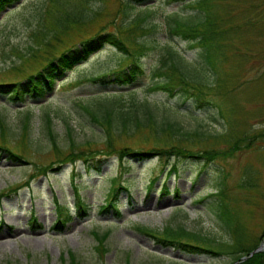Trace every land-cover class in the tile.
<instances>
[{
	"label": "rangeland",
	"instance_id": "374dc122",
	"mask_svg": "<svg viewBox=\"0 0 264 264\" xmlns=\"http://www.w3.org/2000/svg\"><path fill=\"white\" fill-rule=\"evenodd\" d=\"M61 1L66 11L76 10L79 17L78 9L84 7L89 17L77 19L67 28L53 29L51 24L57 21L54 6L53 2H47L50 11L44 20L47 28L44 38L50 40L45 48L46 56L77 43L99 27L115 31L119 24H125L126 19L124 21L119 13L121 0ZM148 1L153 3L154 11L141 20L140 25L160 23L162 15L169 11H176L181 16L193 15L184 2ZM40 3L42 0H18L0 11V81L20 79L42 64L40 54L35 57L37 59H21L10 46L15 43L17 48L26 51L31 42L30 30L37 18L32 13ZM135 5L130 18L139 11V4ZM223 6L218 9L219 13L230 14L233 23H242L248 18L246 24L228 34L224 57L218 63L223 83L212 90L213 93L211 91L210 97L207 96L212 103L221 105L223 119L217 115L212 103L196 107L187 100L183 102L178 92L169 95L149 88L162 78V74L155 73L160 64L162 41L178 48L188 58L196 52V48L188 47L186 39L169 35L158 25L150 32L139 33L136 29L129 35V38L142 40L145 45L139 54L144 73L133 86L101 85L88 80L90 75L110 70L120 63L121 53L105 44L84 61L76 63L42 98H27L20 102L10 100L7 94L0 95V116L7 125L2 135L13 150L22 154L20 160L11 161L5 152L0 151V191H7L0 197V264H68L70 255L78 264H225L230 260L227 254L212 255L163 244L137 227L144 226L158 235L168 223L181 224L201 235L228 238L211 209L218 196L209 195L221 187V179L228 203L239 217L243 230L251 239L262 233L264 0H224ZM51 33L54 37L50 36ZM12 64H16L19 70L12 69ZM130 89H134L130 91L132 96L176 106V119L190 133L171 135L165 132L158 138L146 129L142 130L145 136L140 133L128 137L120 133L113 142L114 153L101 157V153L107 151L101 124L91 119L81 105L105 91L122 92V101L127 102ZM46 110L50 117L47 128L53 133L55 146L51 145L46 128L43 115ZM27 111L30 115L26 138L21 140ZM238 137L244 138V142L238 141V148L209 162L182 156H172L168 160L158 156L142 160L126 156L120 161L115 153L122 146L144 150L155 143L165 145L176 140V143L193 150H224ZM79 149L87 156L94 155L95 159L101 157L100 168L87 167L82 159L77 158L65 162L58 170L51 169L44 175L35 176L27 186L11 189L34 174L37 165L53 162L52 166H55L58 158ZM172 163L175 169L169 173ZM122 166L124 171L116 175ZM152 176L155 180L149 186ZM113 177L125 187L117 193L118 214L112 207L106 211L100 209L108 198ZM242 178L247 181L244 185H240ZM76 189L86 204L85 215L73 212ZM55 204L71 211V217L61 223L57 221V213L63 214L58 212ZM56 222H59L58 228ZM106 229V250L100 254L92 230Z\"/></svg>",
	"mask_w": 264,
	"mask_h": 264
},
{
	"label": "trees",
	"instance_id": "16d2710c",
	"mask_svg": "<svg viewBox=\"0 0 264 264\" xmlns=\"http://www.w3.org/2000/svg\"><path fill=\"white\" fill-rule=\"evenodd\" d=\"M166 1L184 2L193 11V15L181 16L176 11H169L162 15L160 23L157 21L149 25H140L139 22L146 19L154 11V7H151L153 3H148V0H121L119 13L124 18V21L126 19L124 26L119 24V28L115 31L99 27L91 34L81 38L77 43L65 46L57 53L46 56L48 52L45 51V48L49 46L48 41L50 40V38H44L47 29L44 20L46 14H49L50 11V5L47 2L50 4L53 2L54 6L53 14L57 21L52 22L51 27L53 29H57L58 27L67 28L72 23H76L77 19L80 21L89 16L85 13L84 7L78 9V17L76 10L66 11L62 8L61 0H42V3L32 13L37 18L35 26L30 30L31 42L26 46V51L17 48L15 43L10 44L11 49L17 51V55L21 59H37L35 57L40 54L42 56V64L32 72L24 74L20 79L0 81V95L7 94L10 100L20 102L25 101L27 98H42L48 91L53 89L55 82L63 77L66 71L71 70L76 63L84 61L89 55L102 48L105 44L112 45L121 53L120 63L110 70L90 75L88 80L101 85L133 86L144 73L143 65L139 60V54L145 45L142 40L138 41L134 38H129V35L131 32L134 33L136 29H138L139 33L143 31L150 32L158 25L162 26V29H165L169 35H180L186 39L188 47L196 48V52L188 58L178 48L166 41H162L160 64L155 71L157 74H162V78L150 85L149 88L167 92L169 95L178 92L183 102L187 100L189 104L193 103L196 107L212 103L207 96H209L212 90L221 87L223 83L222 77L218 72V63L224 57V49L229 41L228 34L235 31L241 24H246L248 18L244 19L242 23H233L230 19V14H220L218 9L224 7V0ZM16 2L18 0H0V11ZM135 3L139 4V11L134 13L130 18V11L135 8ZM50 36L54 37L52 33ZM127 40H130L131 43L129 44ZM3 42L4 40L2 39L1 43ZM11 66L15 71L19 70L16 64H12ZM131 90L134 89H130L129 92ZM129 94L127 102H124L122 101V92H99L81 105L90 115L91 119L101 124L104 148L107 149L106 153H101L103 155L101 157H105L114 151L113 142L116 141V136L120 133H124L128 137L140 133L145 136L146 133L142 130L146 129V131L149 130V133L154 138H158L160 133L165 132L171 135L172 133H190L176 119V106L155 103L142 96H132L133 93L131 92ZM212 104L215 106L217 115H220L219 117L223 119L221 105L218 102H213ZM29 115L30 113L27 111L22 124L21 140H25L26 138ZM43 115L47 128L50 121L48 111L46 110ZM6 126L4 119L0 116V151L5 152L7 158L11 161L20 160L22 154L13 150L7 144V139L3 136L4 134L2 135L3 131L7 128ZM47 130L49 131L50 143L55 146L53 133H51L50 129L47 128ZM176 141L165 145L155 143L149 149L144 150L122 146L115 153H117L120 161L126 156H132L137 160L151 156L162 157L165 160H168L172 156H182L200 158L204 159L205 162H209L219 155L226 156L232 153L234 149L240 146L238 141L244 142V138L238 137L234 139L229 148L224 150H193L186 145L183 146L176 143ZM101 157L95 159L94 155L87 156L81 149L79 151L71 150L63 157L58 158L56 160L58 163L55 166H52L53 162L37 165V170L34 174L30 175L21 185L12 187L11 189L17 190L21 186H27L28 182L35 176L44 175L51 169L58 170L65 162H72L77 158L82 159L87 164V167L99 169L103 160ZM121 168L120 171L116 172V175L124 171V167L122 166ZM174 169L175 166L172 163L169 173ZM154 180L155 176H152L149 180V186ZM220 181L221 187L210 192L209 195L218 196L217 202L211 209L221 221V226L228 234V238L219 239L208 235H201L197 231L186 229L181 224L174 226L168 223L161 229L158 235L151 233L144 226L137 227L145 233L154 236L156 240L163 244L179 246L187 251L210 252L212 255L227 254L230 260L225 264H264V249L251 252L260 240L264 239V229L257 238L251 239L248 236L240 224L239 217L231 209L224 191V183L222 179ZM245 182H247L246 178H242L240 185H244ZM120 188L125 187L121 182H116L115 177H113L108 189V198L100 205V209L106 211L109 207H112L118 214L116 197ZM6 192L0 191V197L6 195ZM75 194L76 199L73 204V212L78 215H85L87 210L86 204L81 200L77 189ZM55 207H58V212L60 211L63 214L61 216V214L57 213V221L64 222L71 217V211H65L59 204H55ZM32 220L36 222L34 217H32ZM59 222H56L55 226L57 228L59 227ZM92 233L96 239L97 251L102 254L106 250L104 240L108 229L100 232L92 230ZM4 264L10 263L6 262ZM68 264H78V261L75 260L73 255H70Z\"/></svg>",
	"mask_w": 264,
	"mask_h": 264
},
{
	"label": "water",
	"instance_id": "95a60500",
	"mask_svg": "<svg viewBox=\"0 0 264 264\" xmlns=\"http://www.w3.org/2000/svg\"><path fill=\"white\" fill-rule=\"evenodd\" d=\"M263 248H264V239H263L262 241H260V242L256 245V247H254V248L252 249L251 252H253V251H258V250H262Z\"/></svg>",
	"mask_w": 264,
	"mask_h": 264
}]
</instances>
